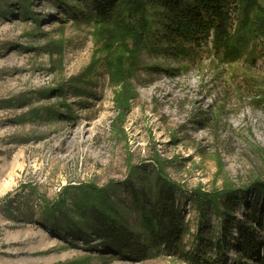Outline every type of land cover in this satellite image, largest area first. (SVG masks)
<instances>
[{
	"label": "rangeland",
	"instance_id": "obj_1",
	"mask_svg": "<svg viewBox=\"0 0 264 264\" xmlns=\"http://www.w3.org/2000/svg\"><path fill=\"white\" fill-rule=\"evenodd\" d=\"M85 5L0 0V264H191L165 253L132 261L88 251L66 234L86 228L92 205L112 207L133 229V192L154 189L159 174L180 187L185 250L202 245L199 264H242L234 249L210 250L224 218L206 203L203 214L194 198L241 191L234 245L237 222L251 213L239 200H254L242 190L264 179V41L232 63L210 44L173 55L155 19L133 59ZM217 199L223 209L226 195Z\"/></svg>",
	"mask_w": 264,
	"mask_h": 264
},
{
	"label": "trees",
	"instance_id": "obj_2",
	"mask_svg": "<svg viewBox=\"0 0 264 264\" xmlns=\"http://www.w3.org/2000/svg\"><path fill=\"white\" fill-rule=\"evenodd\" d=\"M78 1L87 4V14L94 24L112 27L117 44L133 59L144 47L155 19L162 25L158 39L166 45L164 50L173 55L194 56L198 49L210 44L211 51L221 61L232 63L254 48V40L264 41V5L261 0ZM129 62L121 59L120 63L127 70L132 67V62ZM161 176L156 175L154 189H144L138 194L133 192L138 208V219L133 229L116 219V211L112 207L103 211L92 205L87 208V217L82 223L86 230L71 225L66 234L80 239L88 251L102 252L105 248L106 252L127 260L144 261L165 253L185 258L191 264L206 263L202 245L191 251L185 250L183 239L188 229L178 201L180 187ZM242 191L250 192L254 200L248 203L245 196L239 200L251 213L248 220L237 222V237L232 246L228 240L232 234V204L241 191L236 193L224 189L219 193H202L197 190L200 195H195L194 200L203 214L206 203L215 207L219 216L224 218L220 237L215 242L208 239L213 242L210 250L217 257L234 249L242 264L250 259L264 264V205L260 210L257 208L261 199L264 203V179H257L255 184ZM221 195H226V200L223 209H218L217 198ZM198 238L203 239L205 235L200 232Z\"/></svg>",
	"mask_w": 264,
	"mask_h": 264
}]
</instances>
